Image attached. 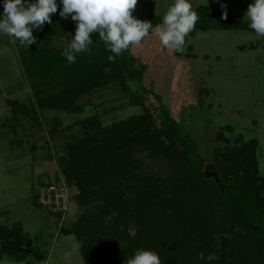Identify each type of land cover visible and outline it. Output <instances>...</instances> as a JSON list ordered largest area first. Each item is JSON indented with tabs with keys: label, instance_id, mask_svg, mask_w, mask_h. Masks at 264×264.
<instances>
[{
	"label": "trees",
	"instance_id": "obj_1",
	"mask_svg": "<svg viewBox=\"0 0 264 264\" xmlns=\"http://www.w3.org/2000/svg\"><path fill=\"white\" fill-rule=\"evenodd\" d=\"M56 2L52 23L34 29L36 43L19 49L35 98L30 106L9 98L13 117L4 126L16 132L22 116L38 121V107L82 112L80 95L113 80L127 91L133 83L132 102L144 108L109 126L97 115L69 126H78L81 136L65 145L62 171L69 185L81 189L82 204L94 203L75 229L86 264H124L138 249L156 252L161 264H264V175L257 167L256 138L232 149L215 146L211 163L221 185L208 178L198 142L179 125L162 98L155 95L160 102L157 116L145 105L152 89L143 83L144 67H136L131 47L111 62L108 57L113 53L96 33L90 51L69 63L62 55L65 48L49 45L53 35L77 27L71 15L61 18L62 0ZM3 5L0 0V17ZM194 11L201 14L195 26L202 29L252 30L249 20L224 19L212 5ZM154 18L152 26L163 20ZM59 124L56 119L52 133ZM219 138L226 139L223 133ZM141 151L165 162L166 173L143 172L142 159L136 156ZM31 200L39 205V192H33ZM236 226L244 231L229 237L228 230ZM25 234L18 224L0 222V260L6 254L24 260L28 251L35 260H45L46 252L27 250ZM200 253L205 259H199ZM212 253L217 258L208 260Z\"/></svg>",
	"mask_w": 264,
	"mask_h": 264
},
{
	"label": "rangeland",
	"instance_id": "obj_2",
	"mask_svg": "<svg viewBox=\"0 0 264 264\" xmlns=\"http://www.w3.org/2000/svg\"><path fill=\"white\" fill-rule=\"evenodd\" d=\"M190 3L193 10L212 5L222 14L226 8L227 18L248 20L246 12L254 0ZM173 4L174 0H138L133 16L155 22L154 17L164 16ZM158 22L162 24V20ZM156 26L141 45L131 46L136 67H144L143 83L152 89L145 105L157 116L160 102L155 95L162 98L179 125L198 142L207 160L206 169L215 170L211 163L215 146L232 149L256 138L257 167L264 175V37L254 30L195 26L185 37V51L181 53L162 45L154 31ZM75 32L76 27L67 28L53 35L49 45L67 48ZM12 39L0 35V222L18 224L29 238L24 243L27 250H42L47 257L38 261L28 251L24 260L17 261L2 254L0 264H86L75 229L88 217L94 203L82 204L81 189L69 185L62 171L60 157L66 155L65 145L81 136L78 126H69L90 115H97L109 126L142 113L144 108L132 102L133 83L127 91L113 80L80 95L82 112L41 111L38 107V121L22 116L17 131L12 132L4 126L13 117L8 99L30 106L35 98L20 62L19 49L24 46L19 41L11 43ZM56 119L60 124L52 133ZM221 133L226 139L219 138ZM14 139L20 142H11ZM136 156L142 159L143 172L166 173V163L160 158L154 159L147 151ZM49 183L66 188L63 212L31 200L33 192H40ZM239 230L244 231L239 226L228 230L229 237Z\"/></svg>",
	"mask_w": 264,
	"mask_h": 264
},
{
	"label": "clouds",
	"instance_id": "obj_3",
	"mask_svg": "<svg viewBox=\"0 0 264 264\" xmlns=\"http://www.w3.org/2000/svg\"><path fill=\"white\" fill-rule=\"evenodd\" d=\"M137 3L138 0H62L61 18L66 20L71 15V19L77 22L75 37L62 55L69 63H74L77 54L90 51L92 35L96 33L107 50L113 53L108 57L111 62L131 46L141 45L152 23L133 16ZM57 10L56 0H4L0 35L13 38V44L19 41L21 46L29 48L36 43L33 30L42 28L46 22L51 24V14ZM223 18L227 19L226 8ZM245 18L250 21L249 27L264 37V0H254ZM197 20L198 15L190 0H174L163 16L162 24L154 31L164 47L182 53L185 51V37L194 29ZM216 258L215 253L207 257L208 260ZM199 259H205L203 253ZM127 264H161V261L156 252L138 249L132 258L127 259Z\"/></svg>",
	"mask_w": 264,
	"mask_h": 264
},
{
	"label": "built area",
	"instance_id": "obj_4",
	"mask_svg": "<svg viewBox=\"0 0 264 264\" xmlns=\"http://www.w3.org/2000/svg\"><path fill=\"white\" fill-rule=\"evenodd\" d=\"M60 186V185H58ZM57 184H50L40 189L39 202L45 207L52 210H60L63 212L65 205V189L64 187H58Z\"/></svg>",
	"mask_w": 264,
	"mask_h": 264
},
{
	"label": "water",
	"instance_id": "obj_5",
	"mask_svg": "<svg viewBox=\"0 0 264 264\" xmlns=\"http://www.w3.org/2000/svg\"><path fill=\"white\" fill-rule=\"evenodd\" d=\"M209 171H211V173H209ZM206 176L208 178H214L221 185V181L219 179V175H218V172L216 170H213V169L211 170L209 168L206 169Z\"/></svg>",
	"mask_w": 264,
	"mask_h": 264
}]
</instances>
